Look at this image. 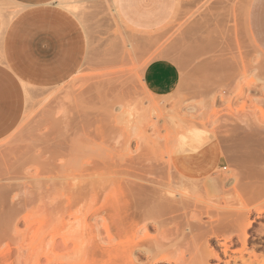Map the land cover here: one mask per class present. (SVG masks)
<instances>
[{
  "label": "rangeland",
  "instance_id": "374dc122",
  "mask_svg": "<svg viewBox=\"0 0 264 264\" xmlns=\"http://www.w3.org/2000/svg\"><path fill=\"white\" fill-rule=\"evenodd\" d=\"M73 1L88 40L81 69L63 85L28 96L20 125L0 140V264H49L61 257L55 264H114L132 234H116L112 208L142 201L149 214L134 240L147 234L160 242L156 259L164 261L157 264H201L202 248L219 252L220 261L208 258L207 264H264V54L247 28L250 0H177L171 20L154 32L126 26L111 11L113 0ZM156 60L180 71L178 87L167 96L142 82L144 68ZM105 159L127 162L118 170L128 175L114 170L83 179V169ZM119 177L143 186L144 199L127 196ZM155 191L172 210L150 213ZM249 206L247 220L231 225ZM105 225L117 245L109 243L115 247L109 255L90 256L87 242L94 235L107 245ZM50 240L53 249L46 247ZM143 258L140 264H150Z\"/></svg>",
  "mask_w": 264,
  "mask_h": 264
},
{
  "label": "crops",
  "instance_id": "0c3cea01",
  "mask_svg": "<svg viewBox=\"0 0 264 264\" xmlns=\"http://www.w3.org/2000/svg\"><path fill=\"white\" fill-rule=\"evenodd\" d=\"M73 3L0 0V140L20 125L28 94L57 88L81 69L88 40ZM176 6L177 0H116L121 21L140 32L163 28ZM247 28L264 54V0H250ZM143 82L153 94L167 96L178 87L180 71L172 62L156 60L144 69Z\"/></svg>",
  "mask_w": 264,
  "mask_h": 264
},
{
  "label": "bare ground",
  "instance_id": "6f19581e",
  "mask_svg": "<svg viewBox=\"0 0 264 264\" xmlns=\"http://www.w3.org/2000/svg\"><path fill=\"white\" fill-rule=\"evenodd\" d=\"M68 3V2H67ZM226 3V2H225ZM231 4V3H230ZM110 5V4H109ZM229 5V4H228ZM231 6V5H230ZM232 6H233V4H232ZM224 7H229V6H227V4L226 5H224ZM230 8H232V7H230ZM229 10V9H228ZM5 11H7V10H5ZM111 11L113 12V13H115V14H117V16H118V13H117V9H116V0H113L112 1V8H111ZM226 14V13H225ZM228 31V30H227ZM226 31V32H227ZM187 38V37H186ZM132 40V39H131ZM188 41V40H187ZM132 42V41H131ZM130 42V43H131ZM152 43V42H151ZM189 43H190V41H189ZM149 45H151V44H149ZM183 45V44H182ZM130 48V47H129ZM126 51V50H125ZM158 53V52H157ZM156 53V55H158ZM142 54V53H141ZM161 54V53H160ZM132 56V55H131ZM155 56V55H154ZM161 56V55H160ZM151 57V56H150ZM154 58V57H153ZM159 58V57H158ZM201 63V62H200ZM145 65V64H144ZM198 66H200V65H198ZM206 66V65H205ZM142 67V66H141ZM146 68V67H145ZM144 68V69H145ZM144 71V70H143ZM139 78V77H138ZM142 78V77H141ZM141 80V79H140ZM142 80H143V78H142ZM141 80V81H142ZM187 81V80H186ZM143 82V81H142ZM141 82V83H142ZM144 83V82H143ZM142 83V84H143ZM144 85V84H143ZM111 86V85H110ZM119 86V85H118ZM106 87V86H105ZM132 87V86H131ZM113 88H115V87H113ZM123 88V87H122ZM128 88H129V85H128ZM108 89V88H107ZM133 89V88H132ZM128 90V89H127ZM111 92V91H110ZM124 92V91H123ZM129 92V91H128ZM118 93V92H117ZM121 93V92H120ZM106 94V93H105ZM223 94V93H222ZM30 94H28V96H29ZM112 95V94H111ZM140 95V94H139ZM135 96V95H134ZM220 96V95H219ZM107 97V96H106ZM133 97V96H132ZM124 99H126V97H124ZM130 99V98H129ZM154 99V98H153ZM135 100V99H134ZM142 101V100H141ZM123 102V101H122ZM135 102H137V101H135ZM145 102H146V100H145ZM154 102V101H153ZM230 102V101H229ZM230 104V103H229ZM140 106V105H139ZM112 107V106H111ZM124 107V106H123ZM125 108V107H124ZM154 108V107H153ZM229 108V107H228ZM123 109V108H122ZM149 109V108H148ZM143 110V109H142ZM156 111H158V110H156ZM228 111H229V109H228ZM144 112V111H143ZM109 115H111L110 113H108ZM158 114V113H157ZM156 114V115H157ZM89 115V114H88ZM142 115V114H141ZM112 116V115H111ZM128 116V115H127ZM244 116V115H243ZM90 117V116H89ZM100 117V116H99ZM104 117V116H103ZM116 117V116H115ZM115 117H112L113 119H115ZM118 117V116H117ZM126 117V116H125ZM217 117V116H216ZM79 118V117H78ZM110 118V117H109ZM109 118H107V120L106 121H108V119ZM119 118V117H118ZM154 118V117H153ZM96 119V118H95ZM111 119V118H110ZM117 119V118H116ZM236 119V118H235ZM73 120V119H72ZM155 120V119H154ZM157 120V119H156ZM241 120V119H240ZM244 120V119H243ZM178 121V120H177ZM113 122V121H112ZM111 122V123H112ZM166 122V121H165ZM229 122V121H228ZM231 122V121H230ZM110 123V122H109ZM113 123H115V122H113ZM153 123V122H152ZM128 124V123H127ZM224 124V123H223ZM246 124V123H245ZM220 125V124H219ZM89 126V125H88ZM221 126V125H220ZM85 128V127H84ZM155 128V127H154ZM117 129V128H116ZM229 129V128H228ZM86 130V129H85ZM92 130H94V129H92ZM101 130V129H100ZM97 131H98V129H97ZM156 131V130H155ZM213 131V130H212ZM78 132V131H77ZM86 132H87V130H86ZM93 132V131H92ZM116 132V131H115ZM121 132V131H120ZM91 133V132H90ZM112 133V132H111ZM103 134V133H102ZM160 134V133H159ZM76 135V134H75ZM90 135V134H89ZM155 135H157V134H155ZM236 136V135H235ZM97 137V136H96ZM110 137V136H109ZM108 137V138H109ZM113 137H115V135H113ZM245 137V136H244ZM93 138V137H92ZM243 138V137H242ZM61 139V138H60ZM90 139V138H89ZM140 139V138H139ZM168 139V138H167ZM82 140H84V139H82ZM86 140H88V139H86ZM95 140V139H94ZM93 140V141H94ZM110 140V139H109ZM138 140V139H137ZM247 140V139H246ZM81 141V140H80ZM90 141V140H89ZM116 141V140H115ZM82 142V144H83V142H85V141H81ZM87 142V141H86ZM153 142V141H152ZM79 143V142H78ZM156 143V142H155ZM241 143V142H240ZM61 143L59 142L58 143V145L61 147V145H60ZM62 144H64V143H62ZM92 144V143H91ZM102 144H104V143H102ZM122 144V143H121ZM149 144V143H148ZM86 146H87V143L85 144ZM93 145V144H92ZM118 145H119V143H118ZM127 145V144H126ZM129 145V144H128ZM240 145V144H239ZM245 145V144H244ZM78 146V145H77ZM103 146V145H102ZM107 146V145H106ZM97 147V146H96ZM99 147V146H98ZM108 147V146H107ZM139 147H140V144H139ZM151 147V146H150ZM158 147V146H157ZM246 147H247V145H246ZM58 148V147H57ZM100 148V147H99ZM106 148V147H105ZM118 148H119V146H118ZM146 148V147H145ZM152 148V147H151ZM248 148V147H247ZM61 149V148H60ZM153 149V148H152ZM151 149V150H152ZM160 149V148H159ZM246 149V148H245ZM252 149V148H251ZM59 150V149H58ZM91 150V149H90ZM62 151H64V150H62ZM61 150L60 151H57V152H62ZM68 151H70V150H68ZM76 151V150H75ZM72 152V151H71ZM97 152V151H96ZM149 152V151H148ZM154 152V151H153ZM248 152V151H247ZM88 153V152H87ZM126 153V152H125ZM156 153V152H155ZM155 153H154V155H155ZM66 154V153H65ZM69 154V153H68ZM107 154V153H106ZM164 154V153H163ZM151 155V154H150ZM69 156V155H68ZM245 156V155H244ZM243 156V157H244ZM252 156H253V154H252ZM98 157V156H97ZM96 157V158H97ZM125 157V156H124ZM94 158V157H93ZM120 158H121V156H120ZM100 159V158H99ZM95 160V159H94ZM98 160V159H97ZM107 159H105V161H106ZM117 160V159H116ZM101 161V160H100ZM112 161V160H111ZM127 161V160H126ZM134 161V160H133ZM249 161V160H248ZM91 162V161H90ZM96 162V161H95ZM95 162H93L92 163V168H90L89 166H87V168H90V169H87L86 167V169L87 170H85V169H83L84 171H83V173H86L87 172V174H85L84 176H83V179L84 180H87L88 178H90L91 176L92 177H94V178H96V177H98V176H102V174H104V173H106V175H108V172H112V171H114L115 170V172H117V170L118 169H120L119 167L121 166V168L122 167H125L126 166V163L125 164H121V165H118L116 162L115 163H108L107 161V163L105 164V162H104V160H103V162L101 161V165H98L99 163H97L95 166H94V163ZM98 162V161H97ZM113 162V161H112ZM119 162H121V161H119ZM104 163V164H103ZM120 164V163H119ZM128 164H130V163H128ZM88 165H90V164H88ZM139 167H141V166H139ZM149 169V168H148ZM247 169V168H246ZM118 171H120V170H118ZM104 172V173H103ZM121 173L122 174H124V173H126L127 175H128V173L126 172V171H124V173L122 172V170L120 171V176H121ZM112 174H113V172H112ZM218 174V173H217ZM126 175V176H127ZM105 176V175H104ZM103 176V177H104ZM111 176V175H110ZM116 176V175H115ZM118 176H119V174H118ZM124 176V175H123ZM139 177V176H138ZM152 177V176H151ZM82 178V177H81ZM85 178H87V179H85ZM124 178V177H123ZM92 179V178H91ZM118 179V178H117ZM116 179V180H117ZM119 179H121V181H124L122 178H120L119 177ZM127 179V178H126ZM126 179H125V181H126ZM144 179V178H143ZM77 180H79V179H77ZM95 180V179H94ZM80 181V180H79ZM82 181V180H81ZM124 181V182H125ZM128 181V180H127ZM125 182V193H126V195L127 196H129V197H133L134 196V198H135V196L137 197V196H139V197H141V195H142V197L141 198H143L144 199V193H145V191H143V186L142 187H140L139 185H137L136 183L137 182H135V183H133V184H131V182L129 183V182ZM158 181V180H157ZM160 181V180H159ZM158 181V182H159ZM235 181V180H234ZM233 181V182H234ZM84 182V181H83ZM120 182V181H119ZM118 182V183H119ZM124 182H122V183H124ZM134 182V181H133ZM146 182V181H145ZM232 182V181H231ZM236 182H237V180H236ZM102 183V182H101ZM109 183V185H110V181L108 182ZM115 183H116V181H115ZM121 182H120V185L122 184ZM60 184V183H59ZM76 184V183H75ZM74 184V185H75ZM78 184V183H77ZM89 184V183H88ZM87 184V185H88ZM97 184L98 183H96V186H97ZM99 184H100V182H99ZM106 184V183H105ZM235 184H237V183H235ZM60 185H62V184H60ZM70 185V184H69ZM74 185H73V189H74ZM103 185H104V182H103ZM112 185H113V183H112ZM117 185V184H116ZM119 185V186H120ZM65 186V185H64ZM76 186V185H75ZM82 186V185H81ZM90 186H91V184H90ZM99 186V185H98ZM147 186V185H146ZM172 186V185H171ZM222 186V185H221ZM58 187V186H57ZM70 187V186H69ZM83 187V186H82ZM86 187V186H85ZM93 187V186H92ZM106 187V186H105ZM122 187V186H121ZM120 187V188H121ZM258 187V186H257ZM49 188V187H48ZM72 187H70V189H71ZM97 188V187H96ZM113 188H116L115 186H113ZM122 188H124V186L122 187ZM194 188V187H193ZM192 188V189H193ZM237 188V187H236ZM53 189V188H52ZM69 189V188H68ZM104 189V188H103ZM147 189V188H146ZM235 189V188H234ZM54 190V189H53ZM67 190V189H66ZM94 190V189H93ZM144 190H145V188H144ZM151 190V189H150ZM195 190V189H194ZM47 191V190H46ZM120 191V190H119ZM160 191V190H159ZM54 192V191H53ZM122 192H124L123 191V189H122ZM121 192V193H122ZM144 192V193H143ZM151 192V191H150ZM161 192V191H160ZM181 192V191H180ZM189 192V191H188ZM191 192V191H190ZM197 192V191H196ZM70 193H71V191H70ZM93 193H94V191H93ZM99 193H100V191H99ZM226 193H228V192H226ZM124 194V193H123ZM122 194V195H123ZM198 194V193H197ZM225 194V193H224ZM119 195H121V194H119ZM121 195V196H122ZM147 195V194H146ZM194 195H196V194H193V196ZM118 196V195H117ZM121 196L119 197V198H121ZM149 196V198L151 197L150 195H148ZM179 196V195H178ZM192 196V195H191ZM197 196V195H196ZM96 197V196H95ZM94 196H93V198H95ZM123 197H125L124 195H123ZM122 197V198H123ZM146 197V196H145ZM161 197V198H160ZM167 197V196H166ZM254 197V196H253ZM139 199V201L140 200H142V199ZM163 197L161 196V195H159L158 194V192L156 193V191H155V193H153V195H152V197H151V200L153 201V200H155V203H152L153 204V206H152V211H150V213L151 214H153V213H157V214H160V212L162 213V212H165V211H168V210H172L170 207H167V206H165L164 205V202H162V201H160V199H162ZM169 198V197H168ZM224 198H226V197H224ZM126 199H128L127 197H126ZM132 199V198H131ZM147 199V198H146ZM164 199V198H163ZM174 199V198H173ZM197 199V198H196ZM247 199V198H246ZM119 200H121L122 201V199H119ZM136 200V199H135ZM148 200V199H147ZM150 200V199H149ZM243 200V199H242ZM251 200V199H250ZM124 201H125V199H124ZM126 201H129V200H126ZM164 201V200H163ZM113 202V201H112ZM118 202V201H117ZM123 202V201H122ZM154 202V201H153ZM194 202V201H193ZM244 202V201H243ZM248 202V201H247ZM116 203V202H115ZM125 203V202H124ZM133 203V202H132ZM132 203H130V204H132ZM145 201L143 202H137V204L135 205V206H133V208L132 207H130V206H126L125 204L123 205H120L119 204V202H118V204H113V205H115L112 209H113V211H112V214L114 215L113 217H115L117 220H115V231H116V234L117 235H120V234H127V233H129L130 235L132 234V239L129 241V243H128V248L126 249V251L125 252H123V253H117L116 254V258H117V262L116 261H113V262H115L114 264H140V262H139V258H142V257H144L145 258V260H147V261H150L149 263L151 264L152 262V264H157L158 262H163L164 260L162 259V258H160V259H156V256H157V254L159 253V251H160V248H161V246H160V242H158V241H156L155 239H150L149 237L150 236H148L147 234H145V236L143 237V238H140L138 241H135L134 240V235L136 234V233H138V224H140L139 222L141 221H143L145 218L147 219V215L149 214L147 211H148V209L146 210V208H147V206L145 205ZM25 204H26V202H25ZM147 204H148V202H147ZM106 205V204H105ZM104 205V206H105ZM169 205V204H168ZM174 205V204H173ZM182 205V204H181ZM226 205V204H225ZM224 205V206H225ZM256 205V204H255ZM26 206V205H25ZM110 206V205H109ZM194 206V205H193ZM107 207V206H106ZM150 207V206H149ZM199 207V206H198ZM245 207H247V205L245 206ZM105 208V207H104ZM251 207L249 206V208H244L243 210H242V208H240L241 210H239L238 212H237V214H234V219L233 220H231L230 222H231V225H233V226H236V225H238L239 226V223H241L240 225H242L243 224V222H241V220H245L246 218H247V215L252 211L251 209H250ZM174 209V208H173ZM176 209V208H175ZM253 210H255V211H257V213L258 214H260V213H262V209H260V208H258V207H254V208H252ZM106 210V209H105ZM179 210V209H178ZM183 210V209H182ZM186 210V209H185ZM108 211V210H107ZM107 211H104V212H106L107 213ZM188 211V210H187ZM197 211V210H196ZM101 212V211H100ZM102 212H103V210H102ZM177 212V211H176ZM189 212V211H188ZM217 213V212H216ZM97 214H99V213H97ZM109 214H111L110 212H109ZM108 214V215H109ZM156 214V215H157ZM171 214H173V213H171ZM179 214V213H178ZM180 214H181V212H180ZM153 215H155V214H153ZM169 215V214H168ZM225 215V214H224ZM94 216H95V214H94ZM109 216H112V215H109ZM108 216V217H109ZM152 216V215H151ZM160 216V215H159ZM179 216V215H178ZM189 216H191V215H189ZM193 216V215H192ZM197 216H199L198 214H197ZM202 216V215H201ZM85 217V216H84ZM98 217V216H97ZM99 217H100V215H99ZM155 217V216H154ZM157 217H158V215H157ZM156 217V218H157ZM232 217V216H231ZM106 218H107V216H106ZM112 218V217H111ZM155 218V219H156ZM161 218V217H160ZM164 218V217H163ZM167 218H169V217H167ZM173 218V217H172ZM179 218H180V216H179ZM196 218V217H195ZM210 218V217H209ZM223 218H224V216H223ZM244 218V219H243ZM26 219V218H25ZM162 219V218H161ZM170 219V218H169ZM23 220V219H22ZM103 220H105V219H103ZM112 220V219H111ZM160 220V219H159ZM166 220H168V219H166ZM178 220V219H177ZM247 220V219H246ZM85 221V220H84ZM191 221H192V219H191ZM195 221V220H194ZM211 221V220H210ZM223 221V220H222ZM106 222V221H105ZM109 222V221H108ZM111 222V221H110ZM145 222V221H144ZM163 222V221H162ZM215 222V221H214ZM247 222V221H246ZM173 223V222H172ZM210 223V222H209ZM212 223V222H211ZM228 223V222H227ZM145 224V223H144ZM160 224V223H159ZM251 223L249 222L248 223V226L250 225ZM155 225V224H154ZM164 225V224H163ZM202 225V224H201ZM230 225V224H229ZM230 225V226H231ZM245 225V224H244ZM139 226H141V224L139 225ZM144 226V225H143ZM185 226V225H184ZM187 226V225H186ZM195 226V225H194ZM193 226V227H194ZM197 226V225H196ZM210 226H212V225H210ZM222 226V225H221ZM237 226V227H238ZM138 227V228H137ZM160 227V226H159ZM200 227V226H199ZM217 227V226H216ZM219 227V226H218ZM145 228V227H144ZM165 228V227H164ZM163 228V229H164ZM202 228V227H201ZM233 228V227H232ZM200 229V228H199ZM206 229V228H205ZM209 229V228H208ZM221 229V228H220ZM103 230H104V227H103ZM162 230V229H161ZM187 230V229H186ZM219 230V229H218ZM234 230H235V228H234ZM165 231H166V229H165ZM169 231V230H168ZM171 231V230H170ZM212 231V230H211ZM222 231V230H221ZM104 232H106V236H107V239H108V242L106 243L107 245L106 246H102L103 245V243H104V241H103V243H99L98 242V240H96L95 241V237H98V234H97V232H96V234L97 235H94V237H92V238H90L89 239V241L87 242V244H88V248H89V251L88 250H86V251H88V253H90V256L92 255V256H95V255H98V254H100V255H109L110 253H113V251H114V249L113 248H115V247H111V245L110 246H108L109 245V243L110 244H112L113 243V245L112 246H116L117 244H115V242H113V240H115V238L116 237H118L117 235H111L110 234V232H109V229H108V227H106V225H105V231ZM188 232V231H187ZM225 232H228V231H225ZM99 233V232H98ZM113 234H115V232L113 233ZM129 234H127L128 235V237L130 236ZM211 234H214V233H211ZM210 234V235H211ZM223 234V233H222ZM6 235V234H5ZM144 235V234H143ZM162 235V234H161ZM163 235H165V234H163ZM209 235V234H208ZM209 235V236H210ZM214 235H216V234H214ZM116 236V237H115ZM233 236V235H232ZM237 236V235H236ZM90 237V236H89ZM131 237V236H130ZM139 237V236H138ZM215 237V236H214ZM239 237V236H238ZM244 237V236H243ZM54 238V237H53ZM162 238V237H161ZM210 238V237H209ZM212 238V237H211ZM70 239V238H69ZM168 239V238H167ZM167 239H165V240H167ZM228 239H225L224 240V242L225 241H227ZM51 241V243L49 242V246L47 245L46 247H48V249H53L54 247H55V242H54V240H50ZM66 241V240H65ZM117 241H118V238H117V240H116V243H117ZM101 242V241H100ZM126 242H128L127 240H126ZM168 242V241H167ZM222 243V244H220V245H222L223 247H224V250H223V254L224 255H226V253H227V246L225 245V243ZM245 239H242V245H243V248H244V246H245ZM199 243V242H198ZM208 243V242H207ZM41 244H43V243H41ZM48 244V243H47ZM120 244V243H119ZM124 244V243H123ZM231 244V243H230ZM59 245V244H58ZM23 246V245H22ZM202 246V245H201ZM49 247H51V248H49ZM160 247V248H159ZM63 248V247H62ZM163 248V247H162ZM174 248V247H173ZM176 248H177V246H176ZM200 248V247H199ZM203 249V248H202ZM202 249H199V250H201L202 252H201V254H203L202 255V260L200 261V263L201 264H207V259L208 258H214V259H216L217 261H220V257H219V252L217 253V252H215V251H213V250H208V248H206V249H204V250H202ZM64 250V249H63ZM117 249H115V251H116ZM162 250V249H161ZM177 251H178V249H176ZM21 251H23L22 249H21ZM85 251V250H84ZM252 252V251H251ZM87 253V252H86ZM88 253H87V255H88ZM6 254V253H5ZM84 254V253H83ZM200 254V253H199ZM201 254H200V257H201ZM20 255V254H19ZM21 255H22V253H21ZM86 255V256H87ZM135 255L137 256V258L135 257ZM89 256V255H88ZM5 257V256H4ZM60 257V256H59ZM233 257V256H232ZM3 258V257H2ZM62 258V257H61ZM61 258H57V259H53V261L54 262H51V260H49L48 262H49V264H55V263H61L62 262V259ZM143 258V259H144ZM71 259V258H70ZM76 259H77V256H76ZM167 259V258H166ZM116 260V259H115ZM30 261V260H29ZM32 261V260H31ZM77 261V260H76ZM152 261V262H151ZM166 261V260H165ZM197 261H198V259H197ZM196 261V262H197ZM38 262V261H37ZM68 262V261H67ZM73 262H74V260H73ZM12 263V262H11ZM30 263V262H29ZM36 263V262H35ZM66 263V262H65ZM70 263V262H69ZM112 263V262H111ZM16 264V263H15ZM47 264V263H46ZM75 264V263H74ZM77 264V263H76ZM78 264H80V262L78 263ZM113 264V263H112ZM228 264V263H227ZM252 264H254V263H252Z\"/></svg>",
  "mask_w": 264,
  "mask_h": 264
}]
</instances>
